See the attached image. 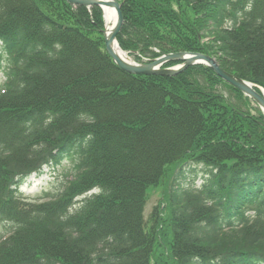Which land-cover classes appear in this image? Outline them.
Wrapping results in <instances>:
<instances>
[{
	"label": "trees",
	"instance_id": "obj_1",
	"mask_svg": "<svg viewBox=\"0 0 264 264\" xmlns=\"http://www.w3.org/2000/svg\"><path fill=\"white\" fill-rule=\"evenodd\" d=\"M118 1L121 49L205 53L264 89V0ZM102 28L96 6L0 0V264H264V115L202 64L122 71ZM71 151L59 190L20 199L17 176ZM191 162L207 177L182 189Z\"/></svg>",
	"mask_w": 264,
	"mask_h": 264
},
{
	"label": "water",
	"instance_id": "obj_2",
	"mask_svg": "<svg viewBox=\"0 0 264 264\" xmlns=\"http://www.w3.org/2000/svg\"><path fill=\"white\" fill-rule=\"evenodd\" d=\"M71 5H85V6H100L105 4L107 6L113 7L116 12V20L113 25L112 30L107 33L106 30H103L104 36V45L106 52L113 59L115 64L128 73L132 74H158V75H166L171 76L175 75L179 72L185 70L188 66L195 63H204L210 66L213 71L222 78L225 82L239 89L244 95L250 97L262 110L264 113V97L263 93L260 94L256 92L253 88L254 85L246 82L226 71L221 69L216 61L203 53H189V52H177V53H169L162 55L158 58H155L148 63L143 64H135L128 62L121 56L117 55L113 49V43L116 39V35L120 30V27L123 22V16L120 10V4L117 0H67ZM171 60H181L183 63L178 68H162L160 67L162 63L171 61Z\"/></svg>",
	"mask_w": 264,
	"mask_h": 264
},
{
	"label": "rangeland",
	"instance_id": "obj_3",
	"mask_svg": "<svg viewBox=\"0 0 264 264\" xmlns=\"http://www.w3.org/2000/svg\"><path fill=\"white\" fill-rule=\"evenodd\" d=\"M128 57L131 61L137 62L133 55H129ZM3 75L0 72V82L3 80ZM77 159V156L74 153L65 155L58 163H53L46 168L45 174L38 179H31V182L23 187L24 194L28 196H42L43 191L54 192L59 190L63 182L70 178V175L74 170V163ZM202 166H197L195 171L186 170L184 176H182L178 182L180 183V187L182 189H186L192 186L191 182L193 181V185H198L203 178V168ZM163 193V187H149L147 189L148 200L144 205V219H149L154 209V206L161 200V194ZM6 227L0 224V235L4 234ZM165 234L167 238L161 243H156L154 246V255H166L170 252L169 240H171V230L169 228H165Z\"/></svg>",
	"mask_w": 264,
	"mask_h": 264
},
{
	"label": "bare ground",
	"instance_id": "obj_4",
	"mask_svg": "<svg viewBox=\"0 0 264 264\" xmlns=\"http://www.w3.org/2000/svg\"><path fill=\"white\" fill-rule=\"evenodd\" d=\"M101 6L105 18L106 32L109 33L112 30L113 25L115 23V19H116L115 9L105 4H102ZM113 49L117 55H120L122 58L129 60L128 55L119 48L117 43L113 44Z\"/></svg>",
	"mask_w": 264,
	"mask_h": 264
}]
</instances>
